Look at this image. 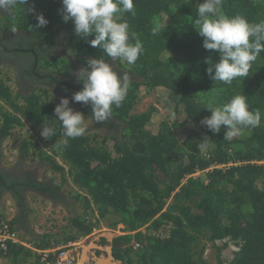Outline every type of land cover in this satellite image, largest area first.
<instances>
[{"label":"trees","instance_id":"1","mask_svg":"<svg viewBox=\"0 0 264 264\" xmlns=\"http://www.w3.org/2000/svg\"><path fill=\"white\" fill-rule=\"evenodd\" d=\"M201 2L133 0L135 15L125 13L123 18L130 33L142 41L143 52L132 65L112 60L75 35L73 22L62 20L61 0H27L6 16L9 25L29 29L35 39L65 26L68 50L83 61H115L130 76L127 96L119 108L113 106L111 118L100 129L89 126L62 151L57 148L64 137L54 116L55 103L37 92L23 96L20 103L19 94L0 77V136L23 126V120L39 131L47 122L56 131L47 139L54 145L47 156L50 167L61 181L68 175L79 188L74 198L81 212L62 228L65 235L58 239L51 231L42 233L32 244L35 249L76 241L108 220L110 228L124 226L125 233L114 237L111 246L119 264H208L203 258L206 244L215 246L225 239L237 249L228 261L218 254L215 264H264V52L244 79L238 77L230 85L210 79L205 58L215 62L219 55L202 46L203 38L194 28ZM222 12L258 23L264 20V0H223ZM38 13L48 21L46 26L37 27ZM157 25L161 35L153 36L151 29ZM141 92L171 100L173 119L159 118L153 105L132 112ZM237 94L246 96L250 111L259 109L261 124L226 141V126L212 133L200 121L211 115L206 104L221 106ZM112 121L119 126L116 131L100 139L92 134ZM204 135L212 140L206 152L198 150ZM6 178L0 171V187L15 190ZM8 253L16 258L33 252L14 245ZM35 257V264H43L40 254Z\"/></svg>","mask_w":264,"mask_h":264},{"label":"clouds","instance_id":"2","mask_svg":"<svg viewBox=\"0 0 264 264\" xmlns=\"http://www.w3.org/2000/svg\"><path fill=\"white\" fill-rule=\"evenodd\" d=\"M27 0H0V13H11ZM223 0H202L197 7L194 28L203 38L202 46L218 53L213 62L205 58L206 72L213 81L230 85L236 78L249 76V71L261 52H264V20L250 23L242 16H227L222 12ZM62 20L73 22L75 35L85 39L93 48L102 49L112 60L135 64L143 52L142 41L130 33L125 13L135 15L133 0H61ZM37 27L48 21L42 13L36 14ZM152 35H161V26L151 29ZM90 35L94 38L88 39ZM170 53V52H169ZM82 89L72 95L74 102L91 107V122L106 123L112 116L113 106L119 108L125 100L130 85L127 72L116 73L103 58H87L86 66L75 73ZM211 115L200 123L212 133H219L226 126L224 140L231 141L245 129H254L261 124L259 109L250 111L245 95H234L221 106L205 105ZM54 116L60 122L64 139L57 143L61 151L68 147L70 139L81 137L87 130L85 116L69 106V99L62 97L54 107ZM40 135L45 140L55 137L56 131L47 122H42ZM211 139L204 135L198 150L208 151Z\"/></svg>","mask_w":264,"mask_h":264},{"label":"crops","instance_id":"3","mask_svg":"<svg viewBox=\"0 0 264 264\" xmlns=\"http://www.w3.org/2000/svg\"><path fill=\"white\" fill-rule=\"evenodd\" d=\"M1 105L3 101L0 100ZM13 136H0V171L6 175L8 182H14L15 187V190L0 187V216L7 218L16 229L20 240L17 247L23 246L34 254L26 257L20 254L15 258L11 253H0V264H35V254L39 249L32 246L33 242L48 231H51L54 238H62L65 235L62 228L74 214L81 212L78 201L74 198L79 188L67 175L65 181H61L60 175L40 153V149H45L49 154L51 149L43 146L42 142L35 144L33 138L21 136L20 140ZM25 141L27 152L24 154L22 151ZM29 142L34 149L29 150ZM60 163L66 166L61 159ZM10 169L20 172L24 170L23 176L8 177L6 172ZM123 227L118 224L114 230L115 227L111 229L102 222L89 235L76 241H68L66 244L74 252L76 264H119L120 261L111 255V246L114 237L125 233L122 231ZM101 238L105 239V244L100 243ZM61 246L63 244L51 250Z\"/></svg>","mask_w":264,"mask_h":264},{"label":"flooded vegetation","instance_id":"4","mask_svg":"<svg viewBox=\"0 0 264 264\" xmlns=\"http://www.w3.org/2000/svg\"><path fill=\"white\" fill-rule=\"evenodd\" d=\"M8 15L9 13H0V77L6 78V84L10 86L14 94H19L18 102L22 101L23 96L36 91L55 105L62 97H66L69 99L70 107L73 108L71 105H75V110L83 113L92 127L100 129V124L91 122L90 105L83 107L81 103L72 100L73 93L82 89V83L76 79L75 73L81 67L86 66V61L80 59L79 54L66 49V27H59L44 39H35L29 29L9 25L7 22L11 21L6 20ZM56 60H59L60 63H57ZM107 62L111 64L116 73L118 71L126 72L118 67L115 61L109 59ZM65 65L66 67L63 68ZM2 67L5 70H1ZM9 70L12 72L11 75ZM27 126L28 130L32 129L35 135L37 131L41 132L25 120L23 126H15L11 129L12 136L16 131L25 137L22 128H27ZM101 128L116 131L119 126L112 121ZM34 134L27 133L26 137L33 138ZM22 173L24 170L20 172L16 169L6 172L8 177L23 176Z\"/></svg>","mask_w":264,"mask_h":264},{"label":"rangeland","instance_id":"5","mask_svg":"<svg viewBox=\"0 0 264 264\" xmlns=\"http://www.w3.org/2000/svg\"><path fill=\"white\" fill-rule=\"evenodd\" d=\"M66 41H67V39H66ZM66 49H67V46H66ZM64 60H66V59L64 58ZM1 70H5V68L2 67ZM8 72L11 75L12 72L10 70ZM149 105L155 106V108L157 109V112L159 114V118H165L166 120L173 119L174 115H173L172 110H171V108H172L171 100L167 99L166 96L163 94L158 96V95H156L155 92H150L147 94H144L143 92H141L139 99H138L137 103L135 104L132 112L139 113V112L147 109ZM71 106H73V109L75 110V105L72 104ZM84 123L87 125V128H90L89 126H92V124L89 123L86 118L84 120ZM22 132L24 133L25 137L27 136V133L28 134H31V133L34 134L32 129L28 130V126H27V128L26 127L22 128ZM105 132L108 134L112 133L111 131H108V130H101V131L96 130L95 132H92V134H96L95 137L97 139H100L104 135ZM15 135L16 136H13V137H16V139L22 140V137H21L22 134L21 133H18L15 131ZM33 142H36L35 144H38V142H42L43 146H47V148H49L51 150L54 146L52 142L47 141L44 138H42V136L40 135V132H38V131H37L36 135L34 134ZM31 144H32L31 142L28 143V145H31ZM108 144H110V141L108 142ZM32 146L33 145L30 146L29 150L34 149ZM22 152H24V154H25L27 151L25 152V149H24ZM52 153H53L52 151L49 152V154H52ZM42 154H43V156H45L47 158L48 152L42 151ZM200 175L203 176V173L201 172ZM66 177H68V175ZM103 222H104V224L107 225L108 220H104ZM114 230H116V227ZM217 247H220V250H218ZM236 249H237V247L234 245V243L232 241L227 240V239L219 240V241L215 242V246H212L211 243H207L206 247L204 249V252H203V258L207 261L208 264H215L217 262V255L219 254V256L224 261H228L231 259L232 255Z\"/></svg>","mask_w":264,"mask_h":264},{"label":"built area","instance_id":"6","mask_svg":"<svg viewBox=\"0 0 264 264\" xmlns=\"http://www.w3.org/2000/svg\"><path fill=\"white\" fill-rule=\"evenodd\" d=\"M20 242L18 233L11 222L0 216V253L7 254L10 247ZM137 245V244H136ZM40 262L43 264H76V257L68 244L55 250H37ZM52 255L51 259H48Z\"/></svg>","mask_w":264,"mask_h":264},{"label":"bare ground","instance_id":"7","mask_svg":"<svg viewBox=\"0 0 264 264\" xmlns=\"http://www.w3.org/2000/svg\"><path fill=\"white\" fill-rule=\"evenodd\" d=\"M82 257H84V256H82Z\"/></svg>","mask_w":264,"mask_h":264}]
</instances>
